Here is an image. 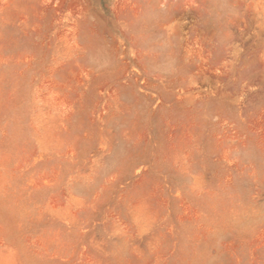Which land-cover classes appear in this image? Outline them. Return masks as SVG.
I'll use <instances>...</instances> for the list:
<instances>
[{
  "label": "rangeland",
  "instance_id": "1",
  "mask_svg": "<svg viewBox=\"0 0 264 264\" xmlns=\"http://www.w3.org/2000/svg\"><path fill=\"white\" fill-rule=\"evenodd\" d=\"M0 264H264V0H0Z\"/></svg>",
  "mask_w": 264,
  "mask_h": 264
}]
</instances>
